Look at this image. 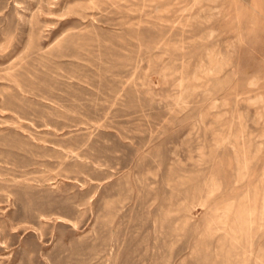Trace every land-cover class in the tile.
<instances>
[{
    "label": "rangeland",
    "instance_id": "374dc122",
    "mask_svg": "<svg viewBox=\"0 0 264 264\" xmlns=\"http://www.w3.org/2000/svg\"><path fill=\"white\" fill-rule=\"evenodd\" d=\"M0 264H264V0H0Z\"/></svg>",
    "mask_w": 264,
    "mask_h": 264
}]
</instances>
